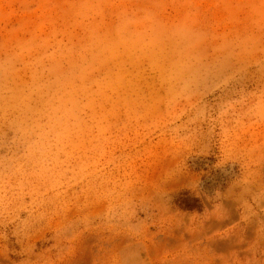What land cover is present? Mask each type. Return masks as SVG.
I'll return each mask as SVG.
<instances>
[{"label":"rangeland","instance_id":"obj_1","mask_svg":"<svg viewBox=\"0 0 264 264\" xmlns=\"http://www.w3.org/2000/svg\"><path fill=\"white\" fill-rule=\"evenodd\" d=\"M0 264H264V0H0Z\"/></svg>","mask_w":264,"mask_h":264}]
</instances>
